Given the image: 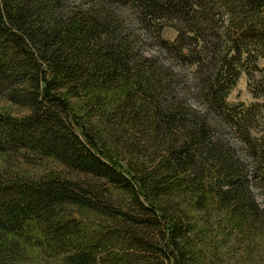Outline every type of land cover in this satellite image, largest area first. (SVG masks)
I'll list each match as a JSON object with an SVG mask.
<instances>
[{
    "label": "trees",
    "instance_id": "trees-1",
    "mask_svg": "<svg viewBox=\"0 0 264 264\" xmlns=\"http://www.w3.org/2000/svg\"><path fill=\"white\" fill-rule=\"evenodd\" d=\"M262 57L264 0H0V264H224L193 212L264 237L259 107L227 101Z\"/></svg>",
    "mask_w": 264,
    "mask_h": 264
},
{
    "label": "rangeland",
    "instance_id": "rangeland-1",
    "mask_svg": "<svg viewBox=\"0 0 264 264\" xmlns=\"http://www.w3.org/2000/svg\"><path fill=\"white\" fill-rule=\"evenodd\" d=\"M174 36L171 32L169 37ZM147 49L153 53L155 47L148 44ZM257 69L252 71L251 74L242 72L236 81L235 86L230 90L227 95V101L230 104L244 105L256 104L258 105V113L256 115V125L259 130H264V96L254 97L251 88H261L264 84V57L259 58ZM16 107L9 102L0 99V109L5 111L16 112ZM21 160V159H20ZM6 157L0 155V169L7 166ZM24 170H36L30 166L23 165ZM20 170V173L32 175L33 173ZM255 196L261 207L264 208V196L255 188ZM193 220L195 221V235L200 238L199 247L201 248L202 255L208 261H223L224 264H254L257 261L264 263V237H258L253 241H247L243 235L238 234L236 230L224 227L222 224H217L215 219L218 217L217 213L208 219L206 215L201 212H193ZM73 217L83 220L86 224L90 225V221L98 219L91 213L74 212ZM95 224V222H92ZM57 263V261L50 260V264Z\"/></svg>",
    "mask_w": 264,
    "mask_h": 264
}]
</instances>
